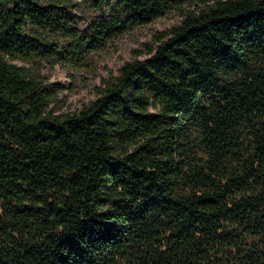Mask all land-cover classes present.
I'll return each mask as SVG.
<instances>
[{"label": "trees", "instance_id": "obj_1", "mask_svg": "<svg viewBox=\"0 0 264 264\" xmlns=\"http://www.w3.org/2000/svg\"><path fill=\"white\" fill-rule=\"evenodd\" d=\"M83 2L0 0V264H264V0ZM173 13L56 114L44 65Z\"/></svg>", "mask_w": 264, "mask_h": 264}, {"label": "rangeland", "instance_id": "obj_2", "mask_svg": "<svg viewBox=\"0 0 264 264\" xmlns=\"http://www.w3.org/2000/svg\"><path fill=\"white\" fill-rule=\"evenodd\" d=\"M73 2L79 4L76 9L77 16L87 18L85 2L83 0ZM180 21L179 13L168 14L148 26L121 36L106 50L93 56L96 67L91 72L74 70L59 64L44 65L42 74L48 76L51 83L60 85L57 97L61 105L56 109V114L75 113L90 103L95 98L94 90L103 80L116 76L123 63L146 58L143 45L151 44L157 33L178 25ZM14 63L20 67H27V64L20 61Z\"/></svg>", "mask_w": 264, "mask_h": 264}]
</instances>
